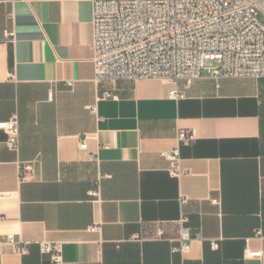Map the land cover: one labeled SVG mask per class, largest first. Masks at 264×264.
<instances>
[{
    "label": "crops",
    "instance_id": "0c3cea01",
    "mask_svg": "<svg viewBox=\"0 0 264 264\" xmlns=\"http://www.w3.org/2000/svg\"><path fill=\"white\" fill-rule=\"evenodd\" d=\"M93 42L91 0H0V122L20 127L18 152L0 129V242L28 246L0 264H52L41 242L66 264H264V79L97 83ZM182 128L177 177L162 153Z\"/></svg>",
    "mask_w": 264,
    "mask_h": 264
},
{
    "label": "built area",
    "instance_id": "2783aa9c",
    "mask_svg": "<svg viewBox=\"0 0 264 264\" xmlns=\"http://www.w3.org/2000/svg\"><path fill=\"white\" fill-rule=\"evenodd\" d=\"M93 3L95 81L111 82L158 79L170 84L179 81L191 85L208 71L216 78H264V0H91ZM14 38L12 31L5 33ZM72 85V83H69ZM53 92L49 94L53 99ZM169 96H184L176 88ZM103 99H118L107 91ZM94 113L97 107L92 108ZM8 134L7 145L20 149V127L17 115L0 122ZM192 129L178 131L179 146L162 155L171 163L173 176H181L180 145L196 140ZM81 148H87L86 140ZM23 178L27 177L23 175ZM98 195L96 192H91ZM188 198H182L187 202ZM215 203L217 200H213ZM184 214L181 245L176 251H190L194 238L186 226ZM99 228L93 226L92 231ZM164 232L159 230V238ZM133 239H139L134 235ZM4 243L13 244L18 252L28 253V246L9 234ZM213 250L219 242H210ZM40 252L52 264H66L61 243L41 242ZM261 252H249L258 256Z\"/></svg>",
    "mask_w": 264,
    "mask_h": 264
},
{
    "label": "rangeland",
    "instance_id": "374dc122",
    "mask_svg": "<svg viewBox=\"0 0 264 264\" xmlns=\"http://www.w3.org/2000/svg\"><path fill=\"white\" fill-rule=\"evenodd\" d=\"M206 71V70H205ZM261 79H264V78H261Z\"/></svg>",
    "mask_w": 264,
    "mask_h": 264
}]
</instances>
